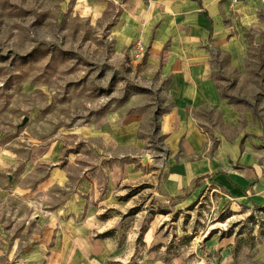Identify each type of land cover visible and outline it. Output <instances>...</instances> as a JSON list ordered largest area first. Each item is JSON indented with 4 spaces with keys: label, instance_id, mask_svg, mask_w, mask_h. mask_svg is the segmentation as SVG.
<instances>
[{
    "label": "rangeland",
    "instance_id": "1",
    "mask_svg": "<svg viewBox=\"0 0 264 264\" xmlns=\"http://www.w3.org/2000/svg\"><path fill=\"white\" fill-rule=\"evenodd\" d=\"M123 13L0 0V264H264V207L217 186L190 201L163 190L165 82L147 50L134 57ZM247 59L222 93L240 87L233 101L264 125V45ZM213 60L227 69V53Z\"/></svg>",
    "mask_w": 264,
    "mask_h": 264
},
{
    "label": "crops",
    "instance_id": "2",
    "mask_svg": "<svg viewBox=\"0 0 264 264\" xmlns=\"http://www.w3.org/2000/svg\"><path fill=\"white\" fill-rule=\"evenodd\" d=\"M121 1L128 35L142 39L147 65H161L156 80L165 82L158 93L167 150L163 190L190 201L217 186L264 207L263 120L252 104L237 100L245 96L240 87L233 85L231 96L221 89L223 78L234 84L236 71L247 77L249 47L264 45V0ZM214 52L227 53V69ZM260 90L255 97L264 102Z\"/></svg>",
    "mask_w": 264,
    "mask_h": 264
},
{
    "label": "built area",
    "instance_id": "3",
    "mask_svg": "<svg viewBox=\"0 0 264 264\" xmlns=\"http://www.w3.org/2000/svg\"><path fill=\"white\" fill-rule=\"evenodd\" d=\"M232 3H237L239 0H231ZM147 47L141 38H137L134 41V57L137 59H141L146 52Z\"/></svg>",
    "mask_w": 264,
    "mask_h": 264
}]
</instances>
